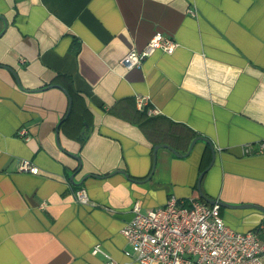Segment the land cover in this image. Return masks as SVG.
I'll return each instance as SVG.
<instances>
[{"label":"crops","instance_id":"crops-1","mask_svg":"<svg viewBox=\"0 0 264 264\" xmlns=\"http://www.w3.org/2000/svg\"><path fill=\"white\" fill-rule=\"evenodd\" d=\"M156 30L175 50L124 66ZM51 84L77 98L75 135L61 128L68 97ZM197 135L215 150L204 194L264 206V0H0V264H101L95 244L118 264H141L121 228L135 202L200 197L212 156L202 139L186 154ZM161 143L181 155L154 151ZM20 158L38 172L19 170ZM220 214L264 239V211Z\"/></svg>","mask_w":264,"mask_h":264},{"label":"built area","instance_id":"built-area-1","mask_svg":"<svg viewBox=\"0 0 264 264\" xmlns=\"http://www.w3.org/2000/svg\"><path fill=\"white\" fill-rule=\"evenodd\" d=\"M177 42L156 30L141 50L132 49L121 59L127 68L140 66L143 59L156 49L171 53ZM139 108L148 104L147 95H136ZM152 114L156 107L148 108ZM19 135L27 137L24 129ZM246 151L249 146H246ZM260 152L264 153V142ZM19 170L37 173V166L28 158L17 160ZM78 202L88 203L84 188L74 190ZM132 216L122 226L129 248L125 254L141 264H264V239L256 230H237L224 222L220 204L207 203L198 196L183 200L171 195L165 204L143 208L139 202L131 207ZM93 253L104 256L101 264H118L100 244Z\"/></svg>","mask_w":264,"mask_h":264},{"label":"water","instance_id":"water-1","mask_svg":"<svg viewBox=\"0 0 264 264\" xmlns=\"http://www.w3.org/2000/svg\"><path fill=\"white\" fill-rule=\"evenodd\" d=\"M6 25V23H5ZM9 69H11L13 72V68L7 66ZM51 86H57V87H60L64 90V92L66 93L67 97H68V108H67V111H66V114L64 116V118H66L70 112V109H71V104H72V98H71V95L69 94V92L63 88L60 84H51ZM61 123V122H60ZM60 123L58 124L56 130L57 132L59 131V127H60ZM198 139H202L204 140L206 143L209 144L210 146V149H211V161L210 163L207 165V167L205 169H203L200 174L198 175V181H197V187H198V192H199V195L202 199H204L206 202L212 204V203H218L220 204L221 206H224V207H230V208H245V207H255V208H258L262 211H264V206H261V205H258V204H255V203H250V202H241V203H230V202H225L223 200H217V199H214V198H211V197H208L206 194H204L203 190H202V187H201V180H202V177L205 173V171L209 168V166H211L213 160H214V157H215V150H214V145L213 143L211 142V140L209 138H207L206 136H203V135H197L195 136L192 141H191V144L189 146V149L188 151L186 152V154H188L191 149L193 148L195 142L198 140ZM160 146H163V147H167L169 148L174 154L180 156L181 154L174 148L172 147L170 144H167V143H161V144H156L154 146V151H156V149ZM185 154V155H186ZM69 155H71L72 157L76 158L77 160L80 161L79 157L76 155V154H73V153H69ZM118 171V170H117ZM119 171H122L123 170H119ZM89 175H92V174H89ZM125 175H128L127 173H125ZM73 176L74 174H71L70 176V179L73 181Z\"/></svg>","mask_w":264,"mask_h":264},{"label":"trees","instance_id":"trees-1","mask_svg":"<svg viewBox=\"0 0 264 264\" xmlns=\"http://www.w3.org/2000/svg\"><path fill=\"white\" fill-rule=\"evenodd\" d=\"M67 91L71 95L72 104H71V109H70L68 116L65 118V120L61 124V128L68 135L72 136V135H75V133L77 132V131H75V129L71 125L74 123V119H77L76 118L77 98H75V94L72 93L69 89H67ZM83 135H84L83 132L80 133V137H82ZM209 162H210V154L207 151L206 154L204 155L202 162H201V169L202 170L205 169L207 167V165L209 164Z\"/></svg>","mask_w":264,"mask_h":264}]
</instances>
